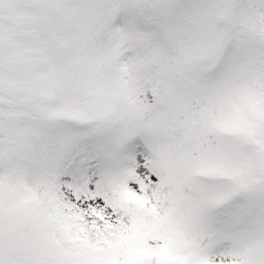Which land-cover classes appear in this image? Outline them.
Wrapping results in <instances>:
<instances>
[{
    "label": "snow or ice",
    "instance_id": "1",
    "mask_svg": "<svg viewBox=\"0 0 264 264\" xmlns=\"http://www.w3.org/2000/svg\"><path fill=\"white\" fill-rule=\"evenodd\" d=\"M0 264H264V0H0Z\"/></svg>",
    "mask_w": 264,
    "mask_h": 264
}]
</instances>
